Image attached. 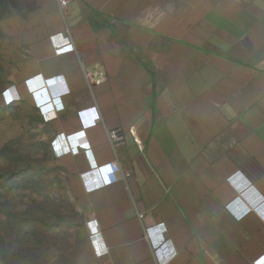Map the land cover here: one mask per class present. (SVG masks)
<instances>
[{
    "label": "crops",
    "instance_id": "1",
    "mask_svg": "<svg viewBox=\"0 0 264 264\" xmlns=\"http://www.w3.org/2000/svg\"><path fill=\"white\" fill-rule=\"evenodd\" d=\"M8 30L27 49L0 95L52 129L79 203L69 264L264 255L262 214L228 208L264 198V0H39Z\"/></svg>",
    "mask_w": 264,
    "mask_h": 264
},
{
    "label": "rangeland",
    "instance_id": "2",
    "mask_svg": "<svg viewBox=\"0 0 264 264\" xmlns=\"http://www.w3.org/2000/svg\"><path fill=\"white\" fill-rule=\"evenodd\" d=\"M38 1L0 0V94L27 49L13 40L8 23ZM52 142L36 109L23 101L5 104L0 95V174L20 171L16 181L0 182V252H17L15 264H69L80 247L79 203Z\"/></svg>",
    "mask_w": 264,
    "mask_h": 264
},
{
    "label": "built area",
    "instance_id": "3",
    "mask_svg": "<svg viewBox=\"0 0 264 264\" xmlns=\"http://www.w3.org/2000/svg\"><path fill=\"white\" fill-rule=\"evenodd\" d=\"M59 1H60V5H61L62 9L67 5V2H68V0H59ZM87 77H88L90 85H92V84H94V83H96L98 81L101 82L105 78V75H104V72L100 71L98 73V78L95 75H93V74H88ZM44 86L45 85L36 84L34 79H32L30 81V84H28L29 88L34 87L33 91H35L37 89H40V88H42ZM78 133H76V134H78ZM80 134H81L80 135V137H81L80 140L85 139L86 133H81L80 132ZM130 134L132 135V141L134 143H136L137 145L142 146V141L139 139L138 135L136 134V131L131 129L130 130ZM110 137H111V140L113 142H115V143L117 142L118 143V142L124 141L125 134L122 131L114 130V131H111ZM79 146L81 148H83V149H90V143L88 141H86V140L80 142ZM68 150L71 151V148L69 147ZM242 193H241V196L237 197L234 201H232L230 204H228V208L232 212H234L235 215L238 218H240V219L245 217V215H247V213L249 211L253 210V208L256 209L258 212H260L262 214V216L264 217V198L256 207H252V206H249L247 204L244 205V207H241V204H239V202L245 203L244 202V200H245L244 199V195ZM236 207H240V209L236 211L235 210ZM101 264H111V263H101ZM255 264H264V255L260 259H258L255 262Z\"/></svg>",
    "mask_w": 264,
    "mask_h": 264
},
{
    "label": "trees",
    "instance_id": "4",
    "mask_svg": "<svg viewBox=\"0 0 264 264\" xmlns=\"http://www.w3.org/2000/svg\"><path fill=\"white\" fill-rule=\"evenodd\" d=\"M19 172L20 171L17 172L15 170H9L6 173L0 174V182H4L6 184L8 182H11L12 180L16 181L15 178ZM16 255H17V252H10L8 250L4 252H0V264H15Z\"/></svg>",
    "mask_w": 264,
    "mask_h": 264
}]
</instances>
